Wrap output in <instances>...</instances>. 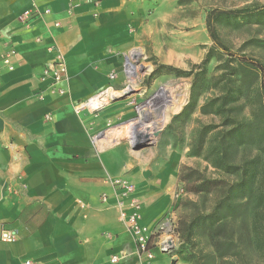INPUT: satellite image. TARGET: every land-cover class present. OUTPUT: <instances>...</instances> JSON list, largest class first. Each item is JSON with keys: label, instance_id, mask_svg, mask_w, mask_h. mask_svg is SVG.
<instances>
[{"label": "crops", "instance_id": "obj_1", "mask_svg": "<svg viewBox=\"0 0 264 264\" xmlns=\"http://www.w3.org/2000/svg\"><path fill=\"white\" fill-rule=\"evenodd\" d=\"M152 4L0 0V232L16 233L14 242L0 239V264H141L119 217L127 201L119 207L109 179L134 185L142 222L152 226L171 210L182 156L170 144L135 150L120 138L135 116L130 102H111L98 113H76L74 106L105 87L111 71L112 84L123 85L121 57L139 41ZM33 7L39 12L24 19ZM49 45L66 62L64 95L40 78L52 59ZM7 54L11 70L1 60ZM156 261L184 264L164 255Z\"/></svg>", "mask_w": 264, "mask_h": 264}, {"label": "rangeland", "instance_id": "obj_2", "mask_svg": "<svg viewBox=\"0 0 264 264\" xmlns=\"http://www.w3.org/2000/svg\"><path fill=\"white\" fill-rule=\"evenodd\" d=\"M154 2L134 46L142 51L140 61L147 69L138 71L130 93L112 102H130L134 108L135 116L125 123L126 137L138 129L137 108L157 88L168 86L178 94L179 108L168 112L156 141L148 146L170 144L182 156L178 187L182 190L169 211L179 234L174 259L184 264H264V197L260 198L264 193V90L262 76L252 63L264 64V14L216 23L227 52L213 43L205 25L211 10H255L264 7V0ZM121 60L126 63L125 56ZM127 80L124 74L123 85L115 88H125ZM237 124L246 131L240 142L226 135ZM222 153L229 166L243 165L241 172L252 181V191L244 197L232 196L238 206L235 212L221 213L214 225L200 224L185 238L192 219L212 212L240 180V171L215 164ZM223 236H229L232 244L223 247L220 256L213 245Z\"/></svg>", "mask_w": 264, "mask_h": 264}, {"label": "built area", "instance_id": "obj_3", "mask_svg": "<svg viewBox=\"0 0 264 264\" xmlns=\"http://www.w3.org/2000/svg\"><path fill=\"white\" fill-rule=\"evenodd\" d=\"M68 1L71 4L74 0ZM37 12H39L38 9L33 7L32 9L24 11L22 17L26 19L37 14ZM43 12L48 13L49 9H44ZM46 49L48 52H53V55L52 59L47 61L44 65L40 78L41 80L48 81V87L52 93L64 95L69 80L64 56L56 45H49ZM1 60L8 70L13 68L10 63V55L7 54L3 56ZM123 72L125 73V63L123 64ZM115 77L116 73L114 71L109 72L108 79L110 82L99 91L77 103L74 106V111L76 113L81 111L98 113L108 106V104H110L109 102L119 97L120 95H112L113 92L118 91L111 82ZM41 95V92L37 93L39 98ZM91 141L94 144L97 141V136L91 137ZM109 180L114 186L119 207L123 206V200L127 201L126 209L120 207L119 217L132 234L135 251L141 259V264H159V262L156 261L157 255H167L170 261H174L175 250L179 242V234L175 230L172 214L170 212L166 213L152 226L144 224L140 213V202L135 196L134 185L127 179L121 177ZM181 190L182 189L179 188L174 193V199L178 198ZM101 200L104 201L105 196H102ZM0 239L7 243L14 242L16 240V233L11 229H2L0 232ZM24 264L32 263L26 260Z\"/></svg>", "mask_w": 264, "mask_h": 264}, {"label": "trees", "instance_id": "obj_4", "mask_svg": "<svg viewBox=\"0 0 264 264\" xmlns=\"http://www.w3.org/2000/svg\"><path fill=\"white\" fill-rule=\"evenodd\" d=\"M264 14V7L258 8L255 10H250L248 8H242V9H234V10H211L206 18H205V25L207 28V31L209 33V36L213 43L223 49L227 52V47L221 42L219 39L217 29H216V23L222 21V20H229V19H236L237 17H258ZM256 69L259 70L261 76H262V88L264 90V64L258 63L256 61H252ZM246 131L237 124L235 127L227 131L226 135L229 140L230 139H236L238 142H240ZM264 134V132H263ZM226 140V139H225ZM223 151V149H222ZM221 151V152H222ZM225 153H222L217 159L214 161L215 164L224 170L227 171H240V180L237 181L234 185H232L229 190L227 191L226 196L220 199V201L216 204L213 211L206 214V215H197L195 216L192 221L187 225L186 231L187 233L184 234L185 238H189L192 235L193 228L197 227L198 225H209L212 226L214 223L219 221L223 217V212L227 214H232L235 212L236 208L238 206H234L232 203V196H238L244 197L247 194L249 195L252 191V181L247 180L248 178L245 177L244 174L241 171L244 170L243 165L240 166H232L228 165L225 161L224 155ZM264 197V193L260 195V198ZM223 213V214H221ZM200 225V226H201ZM231 238L229 236H223L222 241H215L214 242V250L216 253H218L220 256H222L221 251L223 250V247H230L231 246Z\"/></svg>", "mask_w": 264, "mask_h": 264}, {"label": "bare ground", "instance_id": "obj_5", "mask_svg": "<svg viewBox=\"0 0 264 264\" xmlns=\"http://www.w3.org/2000/svg\"><path fill=\"white\" fill-rule=\"evenodd\" d=\"M141 54L142 51L140 49H133L126 56L124 74L128 79V83L125 85V88L121 89L122 91L125 90L122 94L130 93L132 91L134 88V80L137 78L138 71L143 67H146L140 61ZM121 90L113 92L112 95H119ZM172 91V88L168 86H160L139 108H137L138 129L136 131H132L131 134L126 136L128 137L130 144L144 141L154 143L156 141L158 137L157 135L160 132V127L165 124L166 119L168 118V112L179 108V104L177 105L178 94H173ZM111 131L116 134V130L114 131L113 129ZM111 131H108L107 133L110 134ZM120 138H123V136H120Z\"/></svg>", "mask_w": 264, "mask_h": 264}, {"label": "water", "instance_id": "obj_6", "mask_svg": "<svg viewBox=\"0 0 264 264\" xmlns=\"http://www.w3.org/2000/svg\"><path fill=\"white\" fill-rule=\"evenodd\" d=\"M126 94H128V93H126ZM120 96H121V97H122V96H125V94H122V95H120ZM120 96L117 97V98H115L114 100L120 98ZM150 145H151V143H148L147 141H144V142H137V143H133V144H132V148L135 149V150H138V149H142V148L148 147V146H150Z\"/></svg>", "mask_w": 264, "mask_h": 264}]
</instances>
